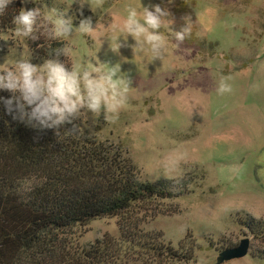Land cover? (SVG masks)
<instances>
[{"label": "rangeland", "instance_id": "374dc122", "mask_svg": "<svg viewBox=\"0 0 264 264\" xmlns=\"http://www.w3.org/2000/svg\"><path fill=\"white\" fill-rule=\"evenodd\" d=\"M154 5L168 13L158 29H148L163 38L158 53L124 31L130 8L143 24L144 8L154 11ZM21 7L41 8L38 25L48 13L71 20V36L60 39L70 54L50 60L111 77L118 113L81 109L79 131L121 148L144 179L187 185L177 197L132 206L139 227L161 231L175 248L194 244L187 263L163 258L157 264H219V252L245 237L247 255L220 264H264V233L238 223L247 215L264 220V0H32ZM89 17L93 32L81 34ZM189 24L190 33L178 40ZM15 27L0 29V71L23 58L43 66L47 59L31 42L53 38L43 27L33 37H17ZM221 82L231 90L218 91ZM119 221L101 217L61 239L70 251L116 239Z\"/></svg>", "mask_w": 264, "mask_h": 264}, {"label": "trees", "instance_id": "16d2710c", "mask_svg": "<svg viewBox=\"0 0 264 264\" xmlns=\"http://www.w3.org/2000/svg\"><path fill=\"white\" fill-rule=\"evenodd\" d=\"M21 6V0H13L0 14V29L15 26L13 17ZM31 48L47 60L62 59L64 52H57L65 49V41L37 39ZM10 95L0 90V96ZM69 128L38 133L13 119L0 103V264L190 261L194 244L175 248L161 231L139 227L131 210L144 199L177 197L187 185L146 180L121 148L86 132L72 134ZM105 216L120 217L118 238L98 239L75 251L61 239L66 230ZM238 223L256 236L264 233L263 219L247 215Z\"/></svg>", "mask_w": 264, "mask_h": 264}, {"label": "clouds", "instance_id": "9594fccd", "mask_svg": "<svg viewBox=\"0 0 264 264\" xmlns=\"http://www.w3.org/2000/svg\"><path fill=\"white\" fill-rule=\"evenodd\" d=\"M13 0H0V14H3ZM32 0H21L27 4ZM101 0H96L99 5ZM83 6V3H81ZM154 11L147 8L143 10L144 23L141 24L137 18L134 8L128 10L124 22V31L133 35L139 40L140 37L151 46L153 53H158L163 47V38L156 32H149L148 29H158L163 18L168 13L160 5L153 6ZM42 17L40 7L28 9L21 7L17 15L13 17L15 35L17 37H33L35 31L40 27L44 28V34L53 39L68 38L72 34L71 20H65L62 16H53L52 13L45 15V21L37 24ZM51 24V27L48 25ZM147 25V27H145ZM190 24L176 33L178 40H184L185 35L190 33ZM78 31L81 34L93 32L91 17L82 20ZM65 55L70 50L60 49ZM73 67L71 71L58 60H47L43 66H36L27 58L19 59L12 68L0 71V90L11 93L9 97L0 96V103L3 104L6 112L12 115L13 119L25 123L38 133L46 129H60L65 125H71L69 132L79 133V125L75 123L81 116V109H86L94 114H99L103 107L106 113H118L120 104L115 99V94L109 95L111 77L100 73L99 68L83 70ZM92 71L98 75L93 76ZM81 85H83V90ZM230 87L221 82L218 91L221 93L230 91ZM106 119L115 122L118 114L109 116ZM39 136L33 137L38 142ZM203 264V260H201Z\"/></svg>", "mask_w": 264, "mask_h": 264}, {"label": "water", "instance_id": "95a60500", "mask_svg": "<svg viewBox=\"0 0 264 264\" xmlns=\"http://www.w3.org/2000/svg\"><path fill=\"white\" fill-rule=\"evenodd\" d=\"M250 247V239L245 237L237 245L226 247L219 252L217 263H223L232 259L242 258L247 255Z\"/></svg>", "mask_w": 264, "mask_h": 264}]
</instances>
